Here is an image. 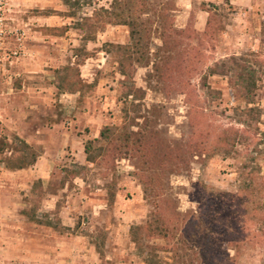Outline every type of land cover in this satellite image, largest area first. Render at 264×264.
<instances>
[{
	"label": "rangeland",
	"instance_id": "1",
	"mask_svg": "<svg viewBox=\"0 0 264 264\" xmlns=\"http://www.w3.org/2000/svg\"><path fill=\"white\" fill-rule=\"evenodd\" d=\"M5 2L0 264H264V0ZM234 56L262 77L252 103L210 75ZM253 105L258 131L241 122ZM105 126L129 140L100 141ZM17 137L38 155L22 170ZM157 220L168 240L134 242Z\"/></svg>",
	"mask_w": 264,
	"mask_h": 264
},
{
	"label": "trees",
	"instance_id": "2",
	"mask_svg": "<svg viewBox=\"0 0 264 264\" xmlns=\"http://www.w3.org/2000/svg\"><path fill=\"white\" fill-rule=\"evenodd\" d=\"M110 15V13H108ZM116 16L119 18H123V14L116 13ZM121 23L124 25H130L128 21L125 19H121ZM139 35L138 32L132 31V39H135ZM123 49L124 54L126 55L125 62L132 60L133 53L131 47H120ZM248 62L245 61L243 58L239 57H232L221 64H216L214 67L210 68V75L222 74L230 77V84L234 89L236 96L240 98H244L251 100L255 97L256 91L259 89V82L262 80V77L259 76V72L257 71L256 67L252 64H247ZM125 65L124 63H120L122 66ZM129 66H132V61ZM122 75L126 76L127 71L122 70ZM201 89L208 91L211 95L213 91L208 84V77L205 76L201 81ZM242 124L250 129H254L256 131L259 130V125L261 124V117H262V109L259 106L253 105L248 107L242 114ZM238 133V132H237ZM124 135L126 140H129L128 134L120 133V129L118 127H110L105 126L102 131L100 132V141H111L115 142L117 138H121ZM17 143L19 144V152L20 155L17 156V161L12 167L13 170H22L26 169L35 164L38 155L35 153L33 148L26 142L21 140L20 138H16ZM228 131H224L221 139L219 140L220 143L224 144L223 147H218V152L225 154L226 156L230 155L232 151V147H234L235 140L233 143H228ZM128 149L129 143L123 145L120 150ZM180 150V149H178ZM103 148L96 147V141H89L85 146V154L88 162H96L98 156L101 155ZM16 160V159H15ZM39 222V221H37ZM161 221L157 220L153 223H148L145 226H135L132 227L131 233L133 235V240L136 243H139L140 237L138 234H143L150 239H164L168 240L169 237V228L164 225V223L160 224ZM198 232H195L197 235ZM209 245L212 244L211 239L206 240ZM200 257L202 260H199V257L195 255V259L189 260L190 264H216L214 255L212 256L210 253H207L206 250H203L200 253ZM146 264H165L164 260L160 257L158 253H151L150 257H146L145 259ZM168 264V263H166ZM173 264V263H169Z\"/></svg>",
	"mask_w": 264,
	"mask_h": 264
},
{
	"label": "built area",
	"instance_id": "3",
	"mask_svg": "<svg viewBox=\"0 0 264 264\" xmlns=\"http://www.w3.org/2000/svg\"><path fill=\"white\" fill-rule=\"evenodd\" d=\"M5 0H0V43L2 42L4 31V20H5Z\"/></svg>",
	"mask_w": 264,
	"mask_h": 264
},
{
	"label": "crops",
	"instance_id": "4",
	"mask_svg": "<svg viewBox=\"0 0 264 264\" xmlns=\"http://www.w3.org/2000/svg\"><path fill=\"white\" fill-rule=\"evenodd\" d=\"M14 91H16V89H14ZM18 91V90H17Z\"/></svg>",
	"mask_w": 264,
	"mask_h": 264
}]
</instances>
